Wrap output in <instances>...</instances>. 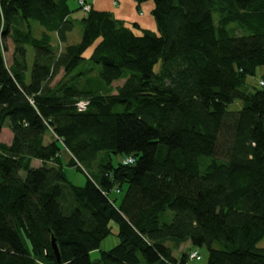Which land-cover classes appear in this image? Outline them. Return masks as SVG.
<instances>
[{
  "label": "trees",
  "instance_id": "obj_1",
  "mask_svg": "<svg viewBox=\"0 0 264 264\" xmlns=\"http://www.w3.org/2000/svg\"><path fill=\"white\" fill-rule=\"evenodd\" d=\"M78 1L0 0V264H264V0H152L158 30Z\"/></svg>",
  "mask_w": 264,
  "mask_h": 264
},
{
  "label": "rangeland",
  "instance_id": "obj_2",
  "mask_svg": "<svg viewBox=\"0 0 264 264\" xmlns=\"http://www.w3.org/2000/svg\"><path fill=\"white\" fill-rule=\"evenodd\" d=\"M114 1L115 0H94V3H95V6L100 9H106V10L111 11L113 15L117 18L124 19L127 22L134 21V20L139 21L145 27H148L153 30H158L154 16L151 11L154 5L152 0L147 1L146 3L142 5L141 12L137 9L136 2L134 0H117L118 1L117 4L114 3ZM69 3H70V6L75 10L72 14V18L74 19V18L82 17L84 12L82 11V9H78L79 5L75 1H69ZM82 30H83L82 24H80V22H77L75 30L72 34V37L70 38V41L73 43L80 41L81 36H82ZM37 32H39L38 29H37ZM10 45H11V49L9 52L6 53V59L9 64L12 62L11 57H12L13 48H14L13 43H10ZM93 49H94V45L88 48V50L85 52V56L87 57L90 56ZM33 61H34V50L31 46H29V65L30 67H32ZM160 65L161 63L157 64L155 69L158 70ZM89 69L93 70L90 73V76L93 77L92 83L95 84L97 83V80L99 78L98 75H99L100 65L94 63L93 61L88 60L85 63H83L80 67H78L77 71H87ZM262 71H263V67L259 68L256 76H250L248 78V83L253 84V85L256 84L257 81H259ZM58 78H60V76ZM68 80H71V78ZM241 107H242L241 101H236L229 106V109L234 110V109H240ZM8 124H9V119L7 120L6 125L3 127V130L0 134V140L10 143L12 140V130ZM50 139H51V136L50 135L47 136V141H50ZM71 156L72 155L68 150L64 151V158L66 159V161H68L71 158ZM119 157L120 156L113 155V161L116 163ZM37 163L38 161L35 160L34 166H37L36 165ZM65 170L69 178L75 184L83 185L85 183L86 181L85 171H81L77 169L76 167H70V166H66ZM115 195L117 197L119 196L117 193H115ZM118 231H119L118 225L116 223H112L111 234L103 240L101 247L99 249L91 252L92 259L96 260V258H100L101 250H109L110 248H112L113 246L119 243ZM188 245L189 243H184L183 245H181L180 246L181 248H179L180 250L174 251L175 255L180 258L181 257L180 255L182 254V252H188L189 250ZM195 250H198L201 253L202 259L187 260L185 264H207L208 253H209L208 248L206 246H199V247H196ZM99 264H103V263H99Z\"/></svg>",
  "mask_w": 264,
  "mask_h": 264
},
{
  "label": "built area",
  "instance_id": "obj_3",
  "mask_svg": "<svg viewBox=\"0 0 264 264\" xmlns=\"http://www.w3.org/2000/svg\"><path fill=\"white\" fill-rule=\"evenodd\" d=\"M78 2L80 5L83 6L85 10H89L91 7L88 3L85 2V0H79ZM260 84L264 85V79L260 80ZM89 104H90V100L87 98H83V99L78 100L75 105L79 111H84L87 109ZM135 160H136L135 157L132 155L124 156L121 158V161L123 162V164H133ZM201 258H202V255L198 250H192L189 253V259L200 260Z\"/></svg>",
  "mask_w": 264,
  "mask_h": 264
},
{
  "label": "crops",
  "instance_id": "obj_4",
  "mask_svg": "<svg viewBox=\"0 0 264 264\" xmlns=\"http://www.w3.org/2000/svg\"><path fill=\"white\" fill-rule=\"evenodd\" d=\"M87 1H89V2H94V0H87ZM94 4V6H95V3H93ZM96 7V6H95ZM96 8H98V7H96ZM100 9V8H99ZM12 138H13V133H12ZM1 141V140H0ZM2 142H4V141H2ZM8 143V142H7ZM35 160L36 161H38V163L36 164L37 166H35V167H38V166H40L41 165V161L39 160V159H34L33 160V162H32V165L34 166V162H35ZM185 243H189V245H188V247H189V250H188V252L190 251V250H192V249H194V247L192 246V243L191 242H185ZM184 244V243H183ZM182 244V245H183ZM190 245H191V247H190ZM259 246H261V247H264V238L259 242ZM181 248V247H180ZM178 250H180V249H178ZM177 250V251H178ZM186 251V250H185ZM175 254V253H174ZM176 256V255H175ZM181 256V255H180Z\"/></svg>",
  "mask_w": 264,
  "mask_h": 264
},
{
  "label": "water",
  "instance_id": "obj_5",
  "mask_svg": "<svg viewBox=\"0 0 264 264\" xmlns=\"http://www.w3.org/2000/svg\"><path fill=\"white\" fill-rule=\"evenodd\" d=\"M52 244H53V248H54V250H55V253H56V255H57V259L60 260L61 257H60L59 249H58V246H57V244L55 243V240H54V239H53Z\"/></svg>",
  "mask_w": 264,
  "mask_h": 264
}]
</instances>
